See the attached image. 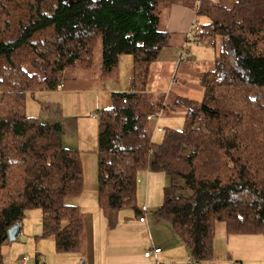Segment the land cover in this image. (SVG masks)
<instances>
[{"label": "trees", "instance_id": "16d2710c", "mask_svg": "<svg viewBox=\"0 0 264 264\" xmlns=\"http://www.w3.org/2000/svg\"><path fill=\"white\" fill-rule=\"evenodd\" d=\"M178 2L209 20L193 36H220L222 46L201 76L203 99L176 101L186 107L184 128L165 130L157 143L150 119L168 105L146 88L150 65L169 43L161 8ZM99 41L105 72L122 54L134 58L133 88L113 93L99 116L98 205L108 226L124 210L145 213L137 174L150 169L170 178L153 215L171 225L196 264L212 258L218 222L228 234L264 233V0L230 7L216 0H0V260L9 229L35 208L58 252L82 247L83 213L67 202L84 189L81 154L63 146L61 122L28 115L26 97L92 67Z\"/></svg>", "mask_w": 264, "mask_h": 264}, {"label": "crops", "instance_id": "0c3cea01", "mask_svg": "<svg viewBox=\"0 0 264 264\" xmlns=\"http://www.w3.org/2000/svg\"><path fill=\"white\" fill-rule=\"evenodd\" d=\"M198 21L199 15L196 8L182 2L161 8L159 28L170 34L169 43L160 51L156 61L150 65L146 91L153 96H163L167 105L168 101L176 102L178 98H188L196 101L203 99V90H201L200 85L201 76L214 68L217 50H212V46L215 48V42L202 40L203 44L201 45L198 44L196 37L191 34L193 24ZM189 41L194 43L190 44L189 57L187 60L181 61L179 59L180 52ZM127 55L130 56L120 55L117 66L109 72L104 71L101 63V72L97 76H91L97 78H93L95 81L89 86L79 83L80 77L89 81V79L84 78L89 76L82 74L83 72H80V70L90 71L92 67L68 71L65 81L55 90L31 93L35 98L33 103L37 105V111L30 116L43 121L61 122L63 126V146L79 151L82 159L84 153L93 150L96 154L93 159L95 157L98 159L99 119L91 116V114L111 107L113 93L130 92L133 88L134 58L131 54ZM212 57L214 61H205ZM122 61L129 68V72L126 73L127 81L123 80V72L120 69ZM193 67H197L199 71L197 82H194V88L187 85L184 79V75ZM112 76L116 78L113 79ZM178 85L181 88L175 89V86ZM86 91H91V94L96 95V102L91 106L83 107L79 100L82 98L85 105L86 96L84 95H86ZM176 91L179 92L177 94L173 93ZM49 96L56 99H49ZM171 110L174 111V109ZM163 113L164 110L149 123L152 136H156L157 132L163 131V128L158 125ZM69 128L79 133H82V128L87 129L89 133L91 128V134L89 133L91 136L88 139L78 137L75 142L67 140L66 132H70ZM88 145L90 147H86ZM144 170H147L145 171V173L147 172L146 199L138 202L141 209L145 207V213L142 215H146L144 221H141L140 217L134 216L131 211L125 214L122 211L117 226L115 228L108 226L107 220L98 205L97 167L96 178L93 177L88 184V189L91 192L87 195L84 193L87 189L84 184L81 194L71 197L69 198L70 201H67L69 204L77 205L83 213L84 235L80 251L58 252L54 243V246H49V252L47 253L48 247H44L41 239L45 240L50 237L43 236V216L42 211L38 209L31 212L34 221L27 220L19 224L20 234L17 239L7 241L2 246L0 264H17L23 255L30 256L29 264H154L155 259L162 264H196L190 250L176 235L171 225L153 215V211L158 209L164 202V188L166 187V184L162 187V199L157 198L154 200L152 189L154 179L158 175L162 182H166L168 175L163 171ZM141 174L142 172L137 174V186ZM161 185L162 183L157 187ZM219 223L222 222H218L216 225L213 256L202 264H233L234 262L241 264V261L236 259L229 251V237L234 236L235 240H241L240 235L228 234L226 224L224 228H219L222 229L221 231H217ZM155 247H160L162 250L158 254H153L152 257L147 258L145 252Z\"/></svg>", "mask_w": 264, "mask_h": 264}, {"label": "rangeland", "instance_id": "374dc122", "mask_svg": "<svg viewBox=\"0 0 264 264\" xmlns=\"http://www.w3.org/2000/svg\"><path fill=\"white\" fill-rule=\"evenodd\" d=\"M216 1H221L225 6H228V7L232 6V4L234 2V0H216ZM207 21H208V19L205 16L199 15V21L195 22V24L199 25L201 23V25H202ZM190 44H194V43L189 41L187 43V45H185L184 49H187L190 51ZM202 44H203V42H202ZM221 46H222L221 37L217 36L216 40H215V48H214V46H212V50H215V49L217 50L216 55L219 54V52L221 50ZM102 47H103L102 42L99 41L95 47L94 61H93V65H92L91 70L90 71L80 70V72H83L82 74L89 76V77H84V78L89 79V81H87L86 79H82L83 77L79 78V83H81L82 85H88V86L91 85L95 81V80H93V78H97L95 76H93V77H91V76L92 75L97 76L101 72L102 50H103ZM125 56L129 57L130 55L125 54ZM209 59H206L205 61H207V62L214 61L213 57L210 60ZM120 69L123 72V80L127 81V74L126 73L129 72V68L125 65L124 61L121 62V68ZM69 72H71V71H69ZM198 74H199V71H198L197 67H193L190 71H188L186 73V75H184V79L186 81V84L191 85V87L194 88L195 87L194 82H197V75ZM178 76H180V74H178ZM111 78L115 79L116 77L112 76ZM180 88H181L180 85L175 86V89H180ZM201 90H202V88H201ZM178 92L179 91H176L173 93L177 94ZM81 93H82V91H81ZM84 96H86V103L84 105V100L81 98L79 100V103L81 104V106H83V107L91 106L94 104V102H96V95L94 96V94H91V91H86V95H84ZM0 98H1V94H0ZM49 99H56V98L49 96ZM180 99L181 98H178L177 100H180ZM34 100H35V98L31 95V93H28L27 97H26V105H27L26 111L29 115H34L35 112L37 111L36 110L37 105H35L33 103ZM181 102L179 103V105H177L176 102H174V101H168L167 102L168 107L164 110V113L162 114V117L159 119V122H158V125H160L163 128V131L157 132L156 136H152L154 141L160 142L164 137L165 130H168L169 128H173L174 130H182L184 128L186 107H185L184 102L183 101H181ZM78 107H80V106L78 105ZM171 109H174V111H177V112H174ZM88 111H89V109H88ZM161 112L162 111H160L159 113H161ZM151 120L152 119H150V121ZM154 122L157 123L156 120H154ZM151 126H152V124H151ZM69 131L70 132H66L67 140L69 139L70 141H73V142H75L77 140L76 138H78V137L88 139L91 136L90 135L91 134V128L89 130L90 134L88 133L87 129H85V128L81 129L82 133H79L76 131L74 132V130H71V128H69ZM70 136H72L73 138ZM86 147H90V146L88 145ZM94 155H96V154H95V152H93V150L88 151L82 155L83 156V159H82L83 168H84V174H85V186L87 188L84 191V193L86 195H87V193L91 192L88 189V184L92 181L93 177L96 178V174H97L98 159L96 157L93 159ZM145 171H147V170H144V169L139 170V172H142V174L140 177L139 184L137 186L138 202L142 201V200L144 201L146 199L145 183H146L147 172L145 173ZM143 173H144V176H143ZM156 173H159V172H156ZM86 182H87V185H86ZM161 183H162V185L160 187H157ZM165 184H166V186H169V184H170L169 176H167L166 182H162L161 178L157 175L156 178L154 179L153 187H152L153 194H154L153 195L154 200L157 198L162 199L163 193L161 190ZM157 194H158V196H157ZM68 201H70V199ZM35 210H38V208L31 209V210L27 211L26 216L23 219V221H27V220L34 221L32 215H31L32 214L31 212L35 211ZM126 212H129V210H124L123 214H125ZM24 224H26V223H24ZM224 227H225L224 222L219 223L217 231L218 230L221 231L222 229H219V228H224ZM49 237L50 238L47 237L48 239H45V240L41 239V242H42V244H44V247H48L47 253L49 252V246L50 247L54 246L53 237H51V236H49ZM240 237H241V240H235L234 236L229 237L230 238V244H229L230 253L232 255H234V257L236 259H239L241 261L240 262L241 264H264V233H261V234H241ZM251 256H252V258H250Z\"/></svg>", "mask_w": 264, "mask_h": 264}, {"label": "built area", "instance_id": "2783aa9c", "mask_svg": "<svg viewBox=\"0 0 264 264\" xmlns=\"http://www.w3.org/2000/svg\"><path fill=\"white\" fill-rule=\"evenodd\" d=\"M199 30V26H198V24H193V28H192V30H191V34H194L195 32H197ZM199 44H202V42L201 41H197ZM188 57H189V50H187V49H184V47L182 48V50H181V52H180V55H179V59L181 60V61H185V60H187L188 59ZM61 86V85H60ZM59 86V87H60ZM124 101H126V98H124ZM101 115V112H95V113H92L91 114V116H93V117H97V118H99V116ZM158 115V114H157ZM160 115V114H159ZM158 115V116H159ZM159 129H160V127H159ZM142 209L143 210H145V207H142ZM140 220L141 221H144L145 220V217H141L140 218ZM161 251V248L160 247H155L154 248V250L152 251V250H147L146 252H145V256L147 257V258H150V257H152V255L153 254H158L159 252ZM29 259H30V256H28V255H23L22 256V258L21 259H19L18 260V262H17V264H29ZM83 261V260H82ZM154 264H162V263H160V261L159 260H156L155 259V261L153 262ZM234 264V263H233Z\"/></svg>", "mask_w": 264, "mask_h": 264}, {"label": "water", "instance_id": "95a60500", "mask_svg": "<svg viewBox=\"0 0 264 264\" xmlns=\"http://www.w3.org/2000/svg\"><path fill=\"white\" fill-rule=\"evenodd\" d=\"M20 231L19 223L9 229L8 241H15Z\"/></svg>", "mask_w": 264, "mask_h": 264}]
</instances>
